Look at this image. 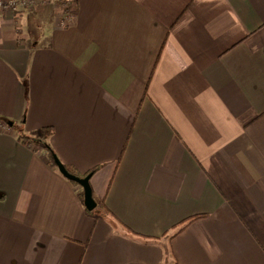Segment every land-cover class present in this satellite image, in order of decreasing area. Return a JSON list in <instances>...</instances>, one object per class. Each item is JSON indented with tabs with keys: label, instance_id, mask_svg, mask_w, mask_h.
<instances>
[{
	"label": "crops",
	"instance_id": "obj_1",
	"mask_svg": "<svg viewBox=\"0 0 264 264\" xmlns=\"http://www.w3.org/2000/svg\"><path fill=\"white\" fill-rule=\"evenodd\" d=\"M39 1L0 9V264H264V0Z\"/></svg>",
	"mask_w": 264,
	"mask_h": 264
},
{
	"label": "trees",
	"instance_id": "obj_2",
	"mask_svg": "<svg viewBox=\"0 0 264 264\" xmlns=\"http://www.w3.org/2000/svg\"><path fill=\"white\" fill-rule=\"evenodd\" d=\"M60 2H68V0H59ZM8 120L2 121V124H7L9 125ZM9 125L11 128L15 129L16 131V135L18 137V139H20L24 144H26L27 146H31V147H38L40 146L41 148H43V150L47 153V156L49 158V161L55 166L53 159H52V153H54L49 139L51 137V135L53 134V128L51 126H45L42 127L40 129V131L35 134V135H27L25 134L22 130H21V124L20 123H13ZM121 155V153H120ZM65 168L67 169L68 172H70L71 174L77 175V176H85L88 173H92L95 171L96 167L90 169L89 171H87L84 174H80L78 173L74 168H72L69 165L64 164ZM70 183H72L73 185H78L75 181H71L69 180ZM78 196L80 197V200L83 203V191L80 189ZM3 196H0V199H2ZM86 211L91 214L92 216H94V218H98L99 216H102L104 213H108L107 208L104 206V203L101 202L100 204L96 205L95 208H93L92 210H87ZM205 216L204 214H197V215H192L186 219H184L181 222V226H179L176 230L180 231L181 229H183L184 227H186L188 224H190L192 221H194L197 218H201ZM127 231H130L129 229L126 228ZM174 234V233H173Z\"/></svg>",
	"mask_w": 264,
	"mask_h": 264
},
{
	"label": "water",
	"instance_id": "obj_3",
	"mask_svg": "<svg viewBox=\"0 0 264 264\" xmlns=\"http://www.w3.org/2000/svg\"><path fill=\"white\" fill-rule=\"evenodd\" d=\"M11 121L9 125H11ZM52 159L58 171L68 180L75 181L83 191V205L87 210H92L96 207L97 203L92 196V190L89 182L90 173L85 176H77L67 171L64 164L58 159L55 153H52Z\"/></svg>",
	"mask_w": 264,
	"mask_h": 264
},
{
	"label": "built area",
	"instance_id": "obj_4",
	"mask_svg": "<svg viewBox=\"0 0 264 264\" xmlns=\"http://www.w3.org/2000/svg\"><path fill=\"white\" fill-rule=\"evenodd\" d=\"M39 1V0H38ZM34 0H0V9H8V10H20L26 9L27 7H31L34 3ZM62 12L60 15V23L65 24L68 19V12L70 10V3L62 2Z\"/></svg>",
	"mask_w": 264,
	"mask_h": 264
},
{
	"label": "rangeland",
	"instance_id": "obj_5",
	"mask_svg": "<svg viewBox=\"0 0 264 264\" xmlns=\"http://www.w3.org/2000/svg\"><path fill=\"white\" fill-rule=\"evenodd\" d=\"M35 2L32 4V6L31 7H33L35 4H37V3H39L40 1H38V0H34ZM27 8H30V7H27ZM26 8V9H27ZM20 10H24V9H20Z\"/></svg>",
	"mask_w": 264,
	"mask_h": 264
}]
</instances>
